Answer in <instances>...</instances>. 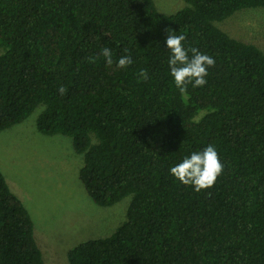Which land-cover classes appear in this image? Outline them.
<instances>
[{"label": "trees", "instance_id": "trees-1", "mask_svg": "<svg viewBox=\"0 0 264 264\" xmlns=\"http://www.w3.org/2000/svg\"><path fill=\"white\" fill-rule=\"evenodd\" d=\"M184 1L163 13L154 0H0V131L41 104L39 131L72 138L93 202L131 196L125 220L70 248L69 264H264V52L218 26L264 0ZM168 28L215 60L186 95L170 75ZM210 144L224 170L196 192L170 168ZM0 264H44L1 171Z\"/></svg>", "mask_w": 264, "mask_h": 264}, {"label": "rangeland", "instance_id": "rangeland-1", "mask_svg": "<svg viewBox=\"0 0 264 264\" xmlns=\"http://www.w3.org/2000/svg\"><path fill=\"white\" fill-rule=\"evenodd\" d=\"M163 13L176 12L184 0H154ZM233 37L264 52V9L246 8L218 23ZM43 105L19 123L0 131V171L34 222L44 264H69L67 252L80 242L110 235L125 220L131 196L112 206L93 202L78 171L83 155L70 136L44 134L37 127Z\"/></svg>", "mask_w": 264, "mask_h": 264}, {"label": "clouds", "instance_id": "clouds-1", "mask_svg": "<svg viewBox=\"0 0 264 264\" xmlns=\"http://www.w3.org/2000/svg\"><path fill=\"white\" fill-rule=\"evenodd\" d=\"M166 37V47L170 52L168 66L170 75L174 79L175 87L181 94L186 95L188 86L192 88L203 87L207 80L208 68L215 66V60L199 51L196 47L186 49L183 42L185 35H176L175 31L168 28ZM191 53V56H189ZM106 64H113V54L111 49L105 47L102 49ZM93 62L92 58H89ZM133 60L131 55L122 56L118 59L116 66L118 68H126L131 65ZM141 80L148 79L146 69L139 72ZM59 93L64 95L65 87L59 88ZM224 165L221 163L219 154L213 145H208L200 152H193L189 157H185L182 162L170 168V174L185 186H192L196 192L206 190L214 186L218 177L222 174Z\"/></svg>", "mask_w": 264, "mask_h": 264}]
</instances>
